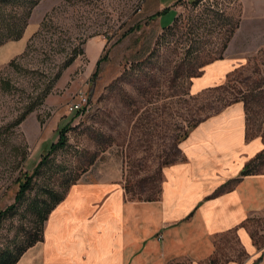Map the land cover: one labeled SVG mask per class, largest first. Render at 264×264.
Here are the masks:
<instances>
[{
  "label": "rangeland",
  "instance_id": "1",
  "mask_svg": "<svg viewBox=\"0 0 264 264\" xmlns=\"http://www.w3.org/2000/svg\"><path fill=\"white\" fill-rule=\"evenodd\" d=\"M143 1L42 0L27 20V47L0 67V210L15 205L0 224V254L42 235L48 220L40 230L35 210L46 189L64 201L74 186L112 181L130 200L157 199L164 168L183 160L185 135L237 102L245 105L249 137L264 140L263 22L241 29L239 0H182L177 23L164 30L174 13L152 19ZM230 24L237 28L228 46L238 68L224 84L193 93L204 67L226 59ZM84 98L80 115L70 110ZM63 127L67 145L48 156ZM255 168L264 172V155ZM23 174L34 175L33 188L16 202Z\"/></svg>",
  "mask_w": 264,
  "mask_h": 264
},
{
  "label": "crops",
  "instance_id": "2",
  "mask_svg": "<svg viewBox=\"0 0 264 264\" xmlns=\"http://www.w3.org/2000/svg\"><path fill=\"white\" fill-rule=\"evenodd\" d=\"M177 2L144 0L143 12L176 18ZM239 3L241 29L249 21L264 26V0ZM26 47L23 37L1 45L0 67ZM230 52L231 44L226 59L192 80L193 93L225 83L239 66ZM244 106L190 131L180 144L183 160L163 170L157 199L130 200L112 181L74 186L48 218L43 240L16 264H264V172L242 176L264 140L248 137Z\"/></svg>",
  "mask_w": 264,
  "mask_h": 264
},
{
  "label": "trees",
  "instance_id": "3",
  "mask_svg": "<svg viewBox=\"0 0 264 264\" xmlns=\"http://www.w3.org/2000/svg\"><path fill=\"white\" fill-rule=\"evenodd\" d=\"M42 0H0V46L10 42V41H17L20 40L24 33L25 30L28 26V18L31 16L33 13V10L38 6V4ZM182 0H178V3H180ZM195 4L198 3V0H192ZM210 11L215 12L210 9ZM216 13V12H215ZM214 13V14H215ZM18 14V16H16ZM222 16V14H215ZM157 16H160V14L153 15L150 18L155 19ZM177 18L176 17L173 21V24L171 26L165 27L164 30H171L174 25L177 23ZM238 27V25H237ZM236 27L232 26L230 24L228 31V35L226 37V42L224 44V49L226 50L228 47V43L230 42L231 38L233 37ZM77 52V51H76ZM83 54V51H78V53H74L71 59L65 64V67L69 66L77 57V55ZM222 58V57H221ZM103 58H100L99 61L97 62V70H99V67L101 63L103 62ZM13 64V61L10 63V65ZM61 71L58 72L57 75H55L54 79H58L60 77ZM42 98H38L37 100H41ZM35 105L30 104L23 114L14 122H12L13 127L19 126L23 120L31 113L34 111ZM77 115H80V111L76 112ZM11 127V126H10ZM196 126L192 127V130ZM12 128V127H11ZM67 132H68V127H63L61 130H59V139L58 142L55 144H51L50 150L48 153V156L54 153L55 151L64 148L67 145ZM248 134V133H247ZM189 134L185 135V138ZM249 137V135H248ZM264 155V152L259 154L253 161H251L245 169L242 171V176H247L251 174L258 173V170L255 168V163L262 158ZM47 157L42 159V161L39 163L37 166L34 174H39L41 168L43 165H45V162L47 161ZM33 178L34 175H27L23 174L22 178L19 181V190L16 195V202H21L25 199L27 193L33 188ZM45 197H42L43 200L40 201L41 206L39 208H36L35 213L37 214L38 218L40 219V230L43 226V224L48 220L49 215L51 212L55 209V207L63 201L64 196L58 194L56 191L51 190V189H46L45 191ZM155 199V198H154ZM154 199H149L147 201H151ZM15 209V205L10 206L6 210H0V224L4 218H6L8 215H10ZM41 232V231H40ZM43 240V230H42V235L37 234L33 239L27 244V246L19 249L17 252L11 251V250H5L0 254V264H16L19 259L22 257V255L32 246L37 244L38 242Z\"/></svg>",
  "mask_w": 264,
  "mask_h": 264
},
{
  "label": "built area",
  "instance_id": "4",
  "mask_svg": "<svg viewBox=\"0 0 264 264\" xmlns=\"http://www.w3.org/2000/svg\"><path fill=\"white\" fill-rule=\"evenodd\" d=\"M86 103V99H79V101L77 102H72L70 104V110L73 111V112H77V111H80L82 110L83 106L85 105Z\"/></svg>",
  "mask_w": 264,
  "mask_h": 264
}]
</instances>
